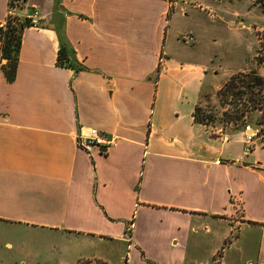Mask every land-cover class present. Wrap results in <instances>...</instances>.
I'll return each mask as SVG.
<instances>
[{
  "label": "crops",
  "instance_id": "obj_1",
  "mask_svg": "<svg viewBox=\"0 0 264 264\" xmlns=\"http://www.w3.org/2000/svg\"><path fill=\"white\" fill-rule=\"evenodd\" d=\"M35 10L45 24L25 28L15 81L0 70V264H26V235L58 264H111L102 243L125 264H264V146L194 118L249 69L259 6L27 0L19 16ZM9 12L0 0L1 23ZM62 43L81 71L58 65ZM92 128L117 145L80 149Z\"/></svg>",
  "mask_w": 264,
  "mask_h": 264
},
{
  "label": "trees",
  "instance_id": "obj_2",
  "mask_svg": "<svg viewBox=\"0 0 264 264\" xmlns=\"http://www.w3.org/2000/svg\"><path fill=\"white\" fill-rule=\"evenodd\" d=\"M253 1L264 13V0ZM26 2L27 0H10V10L15 9L16 15H8L5 24L0 22L1 59L4 62L0 70L8 82L16 79L23 32L25 28L30 27L28 19L19 16ZM57 63L76 69L77 72L83 69L74 63L72 52L65 43L59 47ZM217 96L222 106L231 107L223 114L226 122H242L247 128L250 126L247 124L248 120L255 117L256 137L264 146V76L252 70L236 73L224 83ZM194 118L197 123L208 127V122L212 121L214 116L205 114L199 106L195 110Z\"/></svg>",
  "mask_w": 264,
  "mask_h": 264
},
{
  "label": "rangeland",
  "instance_id": "obj_3",
  "mask_svg": "<svg viewBox=\"0 0 264 264\" xmlns=\"http://www.w3.org/2000/svg\"><path fill=\"white\" fill-rule=\"evenodd\" d=\"M253 4L254 6L256 5L255 1H253ZM251 26H252L251 29L247 31L248 32L247 36L249 39L250 52L255 55H253V57L249 60V69L247 71L252 70L264 76V20L261 21L258 25H251ZM230 77H228L222 82V84L220 85V89ZM217 94L218 92L212 95H204L203 100L199 105L202 112H204L207 115L214 116V119L208 122V128L211 130L221 128L224 131L230 133L235 132L237 130L246 131L247 128L244 127V124L242 122L235 124L234 122L225 121L223 114L226 112L227 109L230 110L231 107L222 106L220 104ZM254 122H255V117L248 120L247 123L248 125H250L249 127L252 130H256L253 128ZM259 142H261L260 139ZM25 237L27 239V248L24 250V253L23 252L21 253L25 258L26 264H58L56 258L51 255V252H49L48 245H46L44 241L45 240L44 236L26 235ZM99 248L107 252L110 251L109 259L111 264H125L122 261V256L126 254L125 246L122 247L121 245L120 246L116 245V243H102L99 244ZM76 264H104V263L98 260L89 259V260H81Z\"/></svg>",
  "mask_w": 264,
  "mask_h": 264
},
{
  "label": "built area",
  "instance_id": "obj_4",
  "mask_svg": "<svg viewBox=\"0 0 264 264\" xmlns=\"http://www.w3.org/2000/svg\"><path fill=\"white\" fill-rule=\"evenodd\" d=\"M171 9H175L177 4L185 3V0H168ZM15 9H11L9 12L10 16H15ZM29 26L34 28H42L44 26V22L41 16V13L38 10H35L28 18ZM5 24V22L3 23ZM181 40L185 44H193L195 42V38L192 34H186L181 37ZM163 62V58L161 57L160 63ZM255 134H247L246 136V150L250 151L253 145V141L255 138ZM118 143V138L114 135H109L104 133L96 128H92L89 130L87 134H79L77 139V145L80 149L85 151L86 153H93L94 151H100L102 148L109 149L111 147H115Z\"/></svg>",
  "mask_w": 264,
  "mask_h": 264
},
{
  "label": "water",
  "instance_id": "obj_5",
  "mask_svg": "<svg viewBox=\"0 0 264 264\" xmlns=\"http://www.w3.org/2000/svg\"><path fill=\"white\" fill-rule=\"evenodd\" d=\"M248 132L257 135V131L256 130H250L249 129ZM102 151H106V148H102Z\"/></svg>",
  "mask_w": 264,
  "mask_h": 264
}]
</instances>
